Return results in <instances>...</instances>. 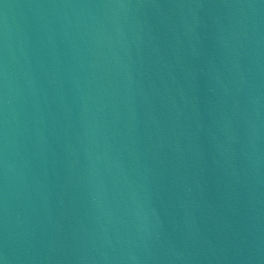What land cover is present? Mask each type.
Masks as SVG:
<instances>
[{"label": "water", "instance_id": "95a60500", "mask_svg": "<svg viewBox=\"0 0 264 264\" xmlns=\"http://www.w3.org/2000/svg\"><path fill=\"white\" fill-rule=\"evenodd\" d=\"M0 264H264V0H0Z\"/></svg>", "mask_w": 264, "mask_h": 264}]
</instances>
